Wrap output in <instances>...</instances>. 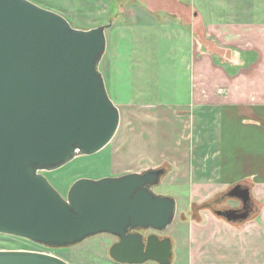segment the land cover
<instances>
[{"label":"water","instance_id":"1","mask_svg":"<svg viewBox=\"0 0 264 264\" xmlns=\"http://www.w3.org/2000/svg\"><path fill=\"white\" fill-rule=\"evenodd\" d=\"M111 21L81 29L30 0H0V233L49 247L106 233L117 238L108 253L118 263L171 264L172 242L156 233L176 214L175 199L153 190L164 166L77 178L65 196L43 174L101 150L118 129L99 69ZM226 194L244 207L250 200L240 183ZM214 213L229 222L248 218L236 208ZM0 264L70 263L0 249Z\"/></svg>","mask_w":264,"mask_h":264},{"label":"crops","instance_id":"2","mask_svg":"<svg viewBox=\"0 0 264 264\" xmlns=\"http://www.w3.org/2000/svg\"><path fill=\"white\" fill-rule=\"evenodd\" d=\"M191 1L197 29L139 22L156 30L154 54L136 58L131 24L112 22L99 69L124 157L145 150L169 167L156 193L190 207L249 179L261 203L239 225L209 209L180 217L171 264H264V0Z\"/></svg>","mask_w":264,"mask_h":264},{"label":"rangeland","instance_id":"3","mask_svg":"<svg viewBox=\"0 0 264 264\" xmlns=\"http://www.w3.org/2000/svg\"><path fill=\"white\" fill-rule=\"evenodd\" d=\"M41 7L55 11L64 16L68 22L76 28L88 29L99 24L128 22L133 30L132 46L133 55H150L156 52V30L147 23L143 27L141 21L154 22L160 20H178L183 23H200L198 14L194 15V4L191 0H30ZM142 4V5H141ZM146 7L147 15L139 12V7ZM152 17H150V16ZM113 22V23H112ZM146 24V23H145ZM109 25V26H110ZM197 29V25H194ZM105 29V35L106 30ZM103 58V56H102ZM101 58V60H102ZM100 68V66H99ZM118 129L111 141L101 150L89 154L78 155L65 165L43 174L50 183L65 196L69 186L81 177L97 179L105 176H117L127 172H139L151 167L166 168L163 161L148 160L144 158L146 151L143 150L136 156H125L122 149V137L124 132L123 122H119ZM141 159V160H140ZM165 173V174H166ZM164 174V175H165ZM163 175V177H164ZM163 177L161 179H163ZM250 180L244 179L242 184L250 186ZM230 188V187H229ZM228 188V189H229ZM226 189V190H228ZM155 192H163L160 183L153 186ZM224 190L223 192H225ZM195 204H199L194 202ZM194 203L188 207L187 197L180 198L176 204L175 217L168 228L159 231L161 236H167L172 242V236L176 234L180 217H190L199 210ZM194 204V205H193ZM218 204L232 205L234 200L221 198ZM215 205V208H220ZM188 207V209H187ZM114 241V236L100 233L87 237L82 242L69 247H49L40 245L29 240L1 234L0 249L30 250L55 255L70 264H122L112 260L108 250ZM154 264V263H148Z\"/></svg>","mask_w":264,"mask_h":264},{"label":"flooded vegetation","instance_id":"4","mask_svg":"<svg viewBox=\"0 0 264 264\" xmlns=\"http://www.w3.org/2000/svg\"><path fill=\"white\" fill-rule=\"evenodd\" d=\"M242 186H244V185H242ZM245 187V186H244ZM227 192V191H226ZM226 192H225V194L223 195V196H221V197H219L217 200H216V202L214 203V205H220V204H218L220 201H221V198L223 199V198H226V199H228V200H234V202H235V204H232V205H220L221 207L220 208H214V210H226V209H229V208H236V209H238L239 210V212H242V211H247L248 212V217L250 216V214H251V212H252V210L254 209V204H253V202H251V201H249L248 202V204L244 207V205H243V203L240 201V200H236V199H232V198H229L228 196H227V194H226ZM237 221H242V220H237ZM130 231H137V232H140V233H143V234H145V235H147V234H149V233H152V232H154L153 230H147V229H130ZM156 232V231H155ZM160 237H162L160 234H159V232H156ZM117 240V238L116 237H114V241L113 242H115ZM149 263H151V262H149ZM148 264V263H147Z\"/></svg>","mask_w":264,"mask_h":264},{"label":"trees","instance_id":"5","mask_svg":"<svg viewBox=\"0 0 264 264\" xmlns=\"http://www.w3.org/2000/svg\"><path fill=\"white\" fill-rule=\"evenodd\" d=\"M168 169V168H167ZM249 180V179H248ZM241 185H244L245 187H248V188H250L248 185H245V184H242V183H240ZM227 191V190H226ZM225 191V192H226ZM225 192H219V193H217V194H215L214 196H212V197H210L209 199H207V200H205V201H203V202H201V203H199V204H195V205H197L198 206V210H200V209H209V210H211L213 213H214V208H215V205H214V203L216 202V200L219 198V197H221V196H223L224 194H225ZM249 201H251V202H253V204H254V209L252 210V212H251V214H250V216L248 217V218H251V217H254L255 216V214H256V212L258 211V208L260 207V205H261V203L260 202H258V201H255L253 198H252V196H251V193H250V200ZM193 204V205H194ZM215 214V213H214ZM216 215V214H215ZM216 216H218V217H220V218H223V219H225L224 217H222V216H219V215H216ZM247 218V219H248ZM226 220V219H225ZM227 221V220H226ZM229 222V221H228ZM241 222H243V220L242 221H234V222H230V223H232V224H236V225H239Z\"/></svg>","mask_w":264,"mask_h":264}]
</instances>
